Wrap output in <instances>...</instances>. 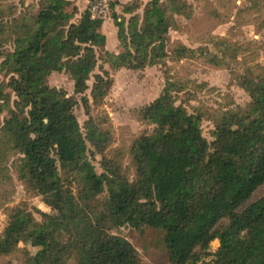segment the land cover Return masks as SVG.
<instances>
[{
	"label": "trees",
	"instance_id": "1",
	"mask_svg": "<svg viewBox=\"0 0 264 264\" xmlns=\"http://www.w3.org/2000/svg\"><path fill=\"white\" fill-rule=\"evenodd\" d=\"M79 1L84 10L76 18V0H0V71L8 75L0 80V145L14 156L11 165L26 191L47 207L36 208L39 219L26 201L6 209L2 264H140L131 243L111 232L122 225L161 228L173 264H264V188L252 199L264 185L259 66L245 65L239 76L251 104L212 117L167 82L138 110L159 135L139 134L106 157L112 125L93 109L112 78L94 72L99 60L115 69L156 63L175 17L187 15L190 4L147 0L140 13L141 0H131L128 18L112 11L125 49L106 57L103 19L91 18L92 2L101 1ZM188 53L177 45L170 54L178 60ZM52 71L71 77L73 93L47 84ZM79 102L87 115L82 123L74 112ZM204 118L213 123L210 139L201 132ZM215 238L219 244L211 249Z\"/></svg>",
	"mask_w": 264,
	"mask_h": 264
},
{
	"label": "rangeland",
	"instance_id": "2",
	"mask_svg": "<svg viewBox=\"0 0 264 264\" xmlns=\"http://www.w3.org/2000/svg\"><path fill=\"white\" fill-rule=\"evenodd\" d=\"M24 1L28 3L33 0ZM100 1V4L92 2L91 18L103 19L100 27L106 36L103 53L106 57L120 56L125 47L120 43V31L112 11L128 18L131 12L127 7L131 0ZM258 1V6H252L255 0H188L190 12L175 17V24L163 43L156 63L142 69H115L107 61L99 60L94 72L112 78V86L102 105L93 109L94 113H106L113 129L114 141L105 150L104 156L113 157L116 147L130 146L139 134L159 135L153 124L139 118L138 110L157 97L167 82L172 89L179 85L185 92H189L190 105L201 109L205 117H212L214 112L218 113L228 107L251 104L240 85L239 76L245 65L259 66L264 74V0ZM146 2L141 0L138 12L142 13ZM76 3L80 10L76 18H79L84 4L79 0ZM177 45H185L189 53L175 60L170 53ZM7 77L4 71H0V80ZM92 81L91 75L87 81L89 87ZM47 84L73 93V80L65 71H52L47 76ZM89 91L90 88L86 93L89 94ZM74 112L79 123L87 118L80 102ZM212 127L211 118H204L201 132L207 139L211 137ZM135 145L138 150L139 146ZM70 157V151L63 153V158ZM100 157V154H95L92 159L97 170ZM13 159L7 146L1 144L0 232L7 223L6 209L10 206L26 201L38 219L40 213L36 208L47 209L40 196H31L17 178L11 165ZM263 188L264 185L260 186L252 199L259 196ZM111 232L123 236L131 243L137 250L140 264H173L169 260L161 228L144 226L138 230L122 225L112 228ZM218 244L219 239L215 238L209 245L213 249ZM10 264H20V261L12 259Z\"/></svg>",
	"mask_w": 264,
	"mask_h": 264
}]
</instances>
